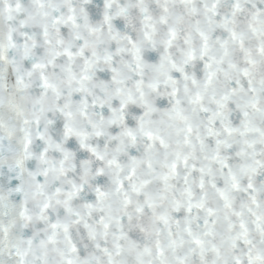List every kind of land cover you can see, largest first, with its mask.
<instances>
[{"label": "clouds", "instance_id": "1", "mask_svg": "<svg viewBox=\"0 0 264 264\" xmlns=\"http://www.w3.org/2000/svg\"><path fill=\"white\" fill-rule=\"evenodd\" d=\"M0 264H264V0H0Z\"/></svg>", "mask_w": 264, "mask_h": 264}]
</instances>
